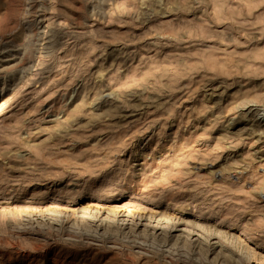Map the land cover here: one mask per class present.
<instances>
[{"label":"rangeland","instance_id":"obj_1","mask_svg":"<svg viewBox=\"0 0 264 264\" xmlns=\"http://www.w3.org/2000/svg\"><path fill=\"white\" fill-rule=\"evenodd\" d=\"M0 264H264V0H0Z\"/></svg>","mask_w":264,"mask_h":264}]
</instances>
